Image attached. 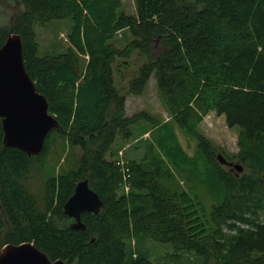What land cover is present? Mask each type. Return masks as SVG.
<instances>
[{"label":"trees","instance_id":"16d2710c","mask_svg":"<svg viewBox=\"0 0 264 264\" xmlns=\"http://www.w3.org/2000/svg\"><path fill=\"white\" fill-rule=\"evenodd\" d=\"M14 3L0 46L20 36L58 125L32 156L3 144L0 118V248L31 242L66 264H264V0H133L134 12L122 0ZM62 18L66 49L39 54L35 26ZM151 76L167 121L127 113ZM209 111L238 126L236 152L200 130ZM83 178L102 205L74 229L63 204ZM148 240L171 250L150 255Z\"/></svg>","mask_w":264,"mask_h":264},{"label":"water","instance_id":"95a60500","mask_svg":"<svg viewBox=\"0 0 264 264\" xmlns=\"http://www.w3.org/2000/svg\"><path fill=\"white\" fill-rule=\"evenodd\" d=\"M0 118L3 144L32 156L41 151L48 132L58 125L48 111L47 99L36 90L25 70L22 40L17 33H10L0 46ZM217 158L220 163L242 171L240 164L228 161L222 154H217ZM101 205V198L89 187L88 179L83 178L76 182L73 193L63 204V212L73 219L71 228L83 229L81 213H96ZM0 264L66 263L61 259L51 260L31 242H22L2 246Z\"/></svg>","mask_w":264,"mask_h":264},{"label":"rangeland","instance_id":"374dc122","mask_svg":"<svg viewBox=\"0 0 264 264\" xmlns=\"http://www.w3.org/2000/svg\"><path fill=\"white\" fill-rule=\"evenodd\" d=\"M122 5L125 10L134 12L133 0H122ZM15 9L14 0H4V2L0 4V26L8 23V19ZM70 25L71 20L69 18L55 19L46 25H36L35 31L39 41V54L44 52L57 53L66 49L69 44L66 33L68 32ZM120 32L121 31L118 32L117 40L119 45H123L124 35ZM126 110L128 114L138 111H146L151 116H156L161 121H167L170 119V116L165 111L161 102L154 76L150 77L147 88L141 95H128ZM199 128L216 147L228 154H232L238 150V126H228L224 115H219L215 111H209L203 117L199 124ZM175 133L184 152L188 155H193L195 141L178 127L175 129ZM147 136L148 133L143 137ZM118 141L119 140H117V143ZM131 147L132 146L125 147L124 151L126 155L131 153ZM232 162L238 163L235 160H232ZM215 203L216 202L209 195L205 196L204 204L206 206ZM145 247L151 251L150 255H156L158 251L162 252L167 249L171 250L168 243H160L153 240H148Z\"/></svg>","mask_w":264,"mask_h":264}]
</instances>
